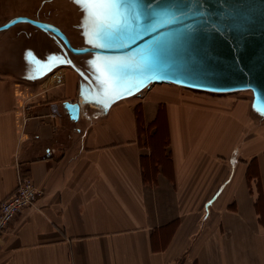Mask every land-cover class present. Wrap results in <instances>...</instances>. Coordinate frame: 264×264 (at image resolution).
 I'll return each mask as SVG.
<instances>
[{"label": "crops", "instance_id": "obj_1", "mask_svg": "<svg viewBox=\"0 0 264 264\" xmlns=\"http://www.w3.org/2000/svg\"><path fill=\"white\" fill-rule=\"evenodd\" d=\"M18 30L0 31V202L21 176L44 194L1 237L0 264H264L251 91H154L143 116L149 127L164 105L166 132L139 133L132 102L163 83L106 113L83 103L73 120L64 101L78 100L79 74L25 70Z\"/></svg>", "mask_w": 264, "mask_h": 264}, {"label": "water", "instance_id": "obj_2", "mask_svg": "<svg viewBox=\"0 0 264 264\" xmlns=\"http://www.w3.org/2000/svg\"><path fill=\"white\" fill-rule=\"evenodd\" d=\"M85 46L73 49L75 54L91 56L83 68L68 63L80 76L79 98L64 101L73 120H78L82 104L106 113L116 101L137 94L151 83H174L186 88L230 93L251 90L252 108L264 116V0H131L127 30L113 34L110 46ZM82 13V14H81ZM151 13L144 22L143 14ZM136 15H140L138 22ZM21 22H30L50 30L70 46L65 34L56 26L28 16H16L0 25V31ZM107 43V41H106ZM122 58L127 61L125 75L130 92L102 104L97 73L89 61L96 56ZM61 62H53L35 77H41Z\"/></svg>", "mask_w": 264, "mask_h": 264}, {"label": "snow or ice", "instance_id": "obj_3", "mask_svg": "<svg viewBox=\"0 0 264 264\" xmlns=\"http://www.w3.org/2000/svg\"><path fill=\"white\" fill-rule=\"evenodd\" d=\"M74 2L84 12L81 27L85 30L87 42L94 47L110 46L114 33L118 30H127V15L131 0H74ZM151 18V13L143 14L145 23ZM135 19L139 22L141 16L136 15ZM60 62L71 63L65 60ZM89 65L97 73V81L101 88L98 102L106 104L118 96H123L125 92H130L127 87L130 81L125 75L127 61L122 58L98 55L89 61Z\"/></svg>", "mask_w": 264, "mask_h": 264}, {"label": "rangeland", "instance_id": "obj_4", "mask_svg": "<svg viewBox=\"0 0 264 264\" xmlns=\"http://www.w3.org/2000/svg\"><path fill=\"white\" fill-rule=\"evenodd\" d=\"M53 1V2H52ZM50 2H52L50 4ZM50 6V7H49ZM58 8V9H57ZM61 13V14H60ZM79 8L74 5L69 0H0V25L6 23L10 19L16 17V16H28L30 18H33L38 21H42L44 23L50 24L55 23L57 26H60L63 31H66L67 36L69 38V41L72 44L75 45H81L83 41V37L81 38V30L78 29L79 22V16H80ZM82 14V13H81ZM16 28H23L25 30L33 32V38L25 37V44L24 47L29 48H35L39 47L37 45L38 41L42 42L43 44L40 45L41 50H53L56 49V46H54V43L52 42L50 37H44L47 36L46 32L43 30H39L36 25L27 23V22H21L19 24L14 25ZM13 27V26H12ZM82 40V41H81ZM53 44L52 47H49V44L47 45L45 42H49ZM37 42V43H36ZM50 44V45H51ZM73 45V44H72ZM91 53H88L86 55H89ZM75 58V57H74ZM78 64H85V59L81 57L79 61H77ZM153 84V83H152ZM174 83H163V84H157L154 85L152 88L148 89L145 93L142 95H138L133 98V103L137 104L138 113L140 114L142 119V125H141V131L146 132L150 130H160L162 132H166V126L163 116H158L157 121L152 125L151 127H148L147 123L144 119L143 114V104L145 102H150L148 98H150L151 94L154 91H159L160 89L166 91L168 89L172 88H186V87H179L176 85H173ZM189 89V88H187ZM196 92H203L198 91L194 89H189ZM140 92V91H139ZM206 92V91H204ZM135 95V94H134ZM149 96V97H148ZM246 96L250 98V91L246 92Z\"/></svg>", "mask_w": 264, "mask_h": 264}, {"label": "flooded vegetation", "instance_id": "obj_5", "mask_svg": "<svg viewBox=\"0 0 264 264\" xmlns=\"http://www.w3.org/2000/svg\"><path fill=\"white\" fill-rule=\"evenodd\" d=\"M49 1H51V0H49ZM52 2H50V4ZM49 23L51 25H54V26L58 27L65 34V36L67 37V40L69 41V38H68V36L66 34L67 32L63 31L64 29L62 30L61 27L57 26L55 23H51V22H49ZM37 28L39 30H43V29L39 28L38 26H37ZM43 31L48 33V34H46L47 36H44V37H50L52 42L54 43V46H56V49H53V50H46L45 49L44 51L41 50L40 45L43 44V41L42 42L38 41V43L36 42L37 45H39V47H35V48L25 47L24 50H23L24 60H25V70H27L28 72H30V71L31 72H39V71H42L43 68H45L49 64H52L53 62H55V63L56 62H60V60L71 61L72 63L76 64L80 68H81V66L85 65V64H83V65L78 64V62H77L78 60L74 58V56L78 55V54L77 53L75 54V52L72 49V48H74V49L83 48L84 45H85L84 39H83V41L81 40L82 44L78 45V46L73 43V40H72V44L73 45H71V43L69 41V43H70V46H69L63 40V38L59 37L54 32H52L50 30H46V31L43 30ZM17 33L19 35L24 36V37L33 38V36H32L33 32L25 30L23 28H19ZM82 37L83 36L81 35V38ZM45 43L47 45L49 44V47L53 46V44H51L50 41L49 42H45ZM83 43H84V45H83ZM64 64L68 65V63H64Z\"/></svg>", "mask_w": 264, "mask_h": 264}, {"label": "built area", "instance_id": "obj_6", "mask_svg": "<svg viewBox=\"0 0 264 264\" xmlns=\"http://www.w3.org/2000/svg\"><path fill=\"white\" fill-rule=\"evenodd\" d=\"M44 194L29 176H21L15 191L0 202V239L15 216L23 209L33 205Z\"/></svg>", "mask_w": 264, "mask_h": 264}, {"label": "trees", "instance_id": "obj_7", "mask_svg": "<svg viewBox=\"0 0 264 264\" xmlns=\"http://www.w3.org/2000/svg\"><path fill=\"white\" fill-rule=\"evenodd\" d=\"M137 110H138V108H137ZM160 115L163 116L164 118H166V109H165V106L164 105H161L159 107V109H158V116H160ZM141 117L142 116H140V114L137 111V121H138L139 133H142V131H141V125L143 123H142ZM156 121H157V119L154 120L152 123L154 124ZM152 123L150 125H152ZM150 125H149V127H151Z\"/></svg>", "mask_w": 264, "mask_h": 264}, {"label": "bare ground", "instance_id": "obj_8", "mask_svg": "<svg viewBox=\"0 0 264 264\" xmlns=\"http://www.w3.org/2000/svg\"><path fill=\"white\" fill-rule=\"evenodd\" d=\"M83 45H84V43H83ZM84 46H85V45H84ZM89 56H91V54H89L88 57H89ZM86 58H87V57H86ZM153 84H155V83H153ZM150 85H152V83H151ZM146 87H149V86H146ZM146 87H144V88H146ZM144 88H143V89H144ZM143 89H142V90H143ZM189 89H190V88H189ZM140 91H141V90H140ZM249 91H251V90H249ZM251 92H252V91H251ZM252 95H253V93H252Z\"/></svg>", "mask_w": 264, "mask_h": 264}]
</instances>
